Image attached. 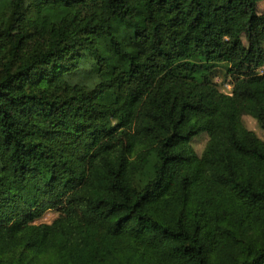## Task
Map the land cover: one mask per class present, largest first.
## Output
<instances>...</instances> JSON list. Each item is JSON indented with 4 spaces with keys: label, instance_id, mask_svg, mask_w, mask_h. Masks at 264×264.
I'll return each instance as SVG.
<instances>
[{
    "label": "trees",
    "instance_id": "1",
    "mask_svg": "<svg viewBox=\"0 0 264 264\" xmlns=\"http://www.w3.org/2000/svg\"><path fill=\"white\" fill-rule=\"evenodd\" d=\"M259 2L0 0V264H264ZM35 22L22 52L12 28Z\"/></svg>",
    "mask_w": 264,
    "mask_h": 264
},
{
    "label": "rangeland",
    "instance_id": "2",
    "mask_svg": "<svg viewBox=\"0 0 264 264\" xmlns=\"http://www.w3.org/2000/svg\"><path fill=\"white\" fill-rule=\"evenodd\" d=\"M258 11L264 13V0H260L258 4ZM12 31L18 36H23L24 42L20 48L22 52L29 51L35 41L42 39L46 36L48 29L41 22L28 23L23 26H16L12 28ZM260 74L264 72V67L258 70ZM214 82L217 84L218 88L222 92H226L225 84L222 74L218 73L214 79ZM210 110L209 105L201 106L198 110L192 112V116L205 115ZM243 123L245 127L254 132L261 140H264V128H261L256 121L252 118L245 116L243 118ZM214 139L219 146H222L224 136H225V119L220 117L217 121L216 128L213 133ZM208 137L206 134H200L192 140V147L194 153L200 155L203 150ZM185 165L186 171L190 175V184L191 186L199 193L205 197L212 198L218 197L222 193V187L218 183L219 178V169L202 165L201 163L194 160L192 157L189 159ZM173 169L177 171L178 168ZM170 174V172H168ZM57 217L56 211H49L44 216L38 220L36 223H51Z\"/></svg>",
    "mask_w": 264,
    "mask_h": 264
},
{
    "label": "built area",
    "instance_id": "3",
    "mask_svg": "<svg viewBox=\"0 0 264 264\" xmlns=\"http://www.w3.org/2000/svg\"><path fill=\"white\" fill-rule=\"evenodd\" d=\"M225 89H226V92H224V93L227 95H230L231 87L229 84H225Z\"/></svg>",
    "mask_w": 264,
    "mask_h": 264
}]
</instances>
